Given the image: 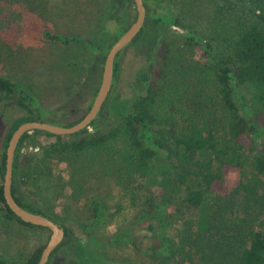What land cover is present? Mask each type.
<instances>
[{
  "label": "trees",
  "instance_id": "16d2710c",
  "mask_svg": "<svg viewBox=\"0 0 264 264\" xmlns=\"http://www.w3.org/2000/svg\"><path fill=\"white\" fill-rule=\"evenodd\" d=\"M157 1L162 3L165 17L156 12L149 0L144 2L146 16L140 32L114 60L113 77L117 78L119 56L144 33L155 34L158 40V31L163 26L177 32L174 41L159 38L153 59L144 62L137 71L136 83L142 90L131 99L122 98L118 102L110 97L111 87L105 102L109 98L117 102L112 109L117 119L105 129L98 124L102 119L101 108L88 126L74 134L26 131L15 150L13 179L21 148L42 135L53 136L55 141L41 145L36 176L31 172L27 175L33 177L34 185L45 197H61L65 184L53 180L44 166L50 168L55 160H64L78 172L83 164L99 161L106 186L111 182L118 185L137 212L134 223L116 228L111 234L91 229L106 228L114 218L99 195H92L87 220L81 227L87 231L90 247L85 264H117L107 259L104 246L123 242L145 254L148 264H264V0H241L244 10L230 13L227 28L207 38L184 23L181 15L196 23L213 9L219 17L221 8L214 7L213 0ZM178 4L179 13L175 8ZM3 5L0 2L1 22L5 15ZM129 25L111 39L107 37L97 43L95 51L102 64L112 43ZM45 36L65 44L78 40L48 32ZM189 46L200 50L202 60L195 64L208 78L198 79L191 73L193 66L180 60V49ZM176 78L189 85L182 93L174 89ZM1 99H9L6 105L21 111L4 136H0L2 180L9 137L21 123L41 120L42 107L26 85L2 74ZM11 192L24 208L59 223L42 209L24 203L16 195L14 182ZM177 202L192 210L191 218L183 217ZM0 203L3 217L41 227L24 222L10 210L2 194V183ZM143 223H147L150 231L147 241L134 231ZM62 226L66 235L67 229ZM61 245L62 242L50 256ZM43 246L22 263L7 262L0 257V264H36Z\"/></svg>",
  "mask_w": 264,
  "mask_h": 264
},
{
  "label": "rangeland",
  "instance_id": "374dc122",
  "mask_svg": "<svg viewBox=\"0 0 264 264\" xmlns=\"http://www.w3.org/2000/svg\"><path fill=\"white\" fill-rule=\"evenodd\" d=\"M143 1L148 3V0ZM149 1L154 4L156 12L163 13L162 17H165L166 12L162 9V3L157 0ZM0 2L5 5V15L2 22L0 21V74L23 83L37 97L42 107L41 121L67 126L70 122L78 120L87 111L101 78L102 62L99 53L95 51V46L100 39L107 37L111 39L123 26L133 21L135 16L133 0ZM178 6L179 4L175 6L177 13L180 12ZM213 6L221 8V16H216L215 10L211 9L207 18L204 17L196 23L182 15L181 19L191 25L199 35L207 38L214 36L215 31L221 33L227 28L226 22L230 13L234 11L240 13L244 10V2L241 0H213ZM46 32L60 35V38L77 37L78 40L65 44L62 40L49 39L45 36ZM158 32V40L155 34L144 33L123 50L119 56L118 76L113 77L110 97L120 102L122 98L131 99L142 90L136 83V73L144 62L151 57L153 59L159 38L168 37L172 41L176 40L177 32L171 31L167 26L161 27ZM180 51V60H185L193 66L191 73L198 79L209 77L195 64L199 61V65L202 60L199 49L189 46L181 48ZM176 80L178 83L174 89L177 93H182L189 87L181 79ZM109 99L102 107V119L98 121L100 129L113 125L117 119V115L112 111L117 102ZM8 101L9 99L0 100L1 137L4 136L13 118L21 114V111L6 105ZM54 141L55 137L42 135L36 140H30L21 148L13 179L16 195L24 203L36 206L51 215L67 229L61 247L50 256L48 264H85L89 260L87 249L90 247L87 244V231L81 227L87 220L88 201L92 195L96 197L99 195L114 213V218L106 228L91 227L104 233L111 234L116 228L129 227L134 223L133 217L137 207L130 204L129 197L118 185L111 182L109 187L106 186V177H103V169L97 159L93 160L94 163L91 161L83 164L78 172L72 170L64 160L59 162L55 160L50 168L44 166V170L51 174L53 180L65 184L61 197H45L34 185L33 177L30 178L27 173L31 172L34 177L36 176L35 166L40 162L36 159L41 155V145ZM39 169L38 167L37 170ZM177 203L178 207L182 208L183 217L191 218L192 210ZM3 212L0 203V257L7 262L22 263L38 247L46 243L50 231L43 227L24 225L15 219H7L2 216ZM146 225L147 223H143L134 229L143 241H147V236L150 235ZM179 225L180 223H177L176 227ZM104 251L107 259L114 260L117 264L121 261L148 264L145 254L135 251L124 242L105 245Z\"/></svg>",
  "mask_w": 264,
  "mask_h": 264
},
{
  "label": "water",
  "instance_id": "95a60500",
  "mask_svg": "<svg viewBox=\"0 0 264 264\" xmlns=\"http://www.w3.org/2000/svg\"><path fill=\"white\" fill-rule=\"evenodd\" d=\"M133 6L135 18L128 28L112 43L106 53L102 64L99 86L86 113L78 121L67 126H60L41 120H28L18 125L9 137L5 150V169L2 177V194L5 203L24 222L45 227L50 231V235L41 250L36 264H47L51 252L62 242L65 236V229L61 224L49 217L24 208L14 198L11 187L13 184V161L16 147L21 136L28 130L37 129L56 135H70L79 132L96 118L112 87L113 66L117 53L138 35L145 21L146 8L144 1L133 0Z\"/></svg>",
  "mask_w": 264,
  "mask_h": 264
}]
</instances>
